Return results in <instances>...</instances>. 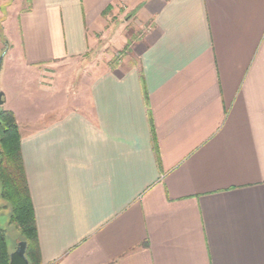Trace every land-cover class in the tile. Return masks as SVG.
<instances>
[{"label": "crops", "instance_id": "crops-1", "mask_svg": "<svg viewBox=\"0 0 264 264\" xmlns=\"http://www.w3.org/2000/svg\"><path fill=\"white\" fill-rule=\"evenodd\" d=\"M124 17L123 59L18 121L41 263L264 264V0H0L28 73Z\"/></svg>", "mask_w": 264, "mask_h": 264}, {"label": "rangeland", "instance_id": "rangeland-1", "mask_svg": "<svg viewBox=\"0 0 264 264\" xmlns=\"http://www.w3.org/2000/svg\"><path fill=\"white\" fill-rule=\"evenodd\" d=\"M125 18L118 21L111 29L110 34L99 41L98 47L84 61L75 60L69 67L64 68L35 69L32 73L22 69L18 49L9 51L7 48L9 40L6 33L11 35L10 28L8 32H2V35L0 34V56L4 54V57L0 70V89L5 91L7 103L1 107L13 111L21 127L30 128L35 115L50 111L52 95L74 96L73 94L80 93L82 80H87L88 76L91 80L99 71L108 68L128 54V47L137 36L135 37L136 29L133 24L125 27ZM129 18L130 16L127 19ZM11 39L13 40V38ZM126 39H128L127 43ZM120 40H124L125 43L121 44ZM129 58L134 57L130 56ZM87 67H89V72H87ZM23 87L27 88L24 93ZM67 87L70 89L67 90ZM56 88L58 93H56ZM5 204L6 202L0 196V206L3 207L0 211V223L5 229L8 251L11 254L22 239L15 226L9 222L10 209L4 207Z\"/></svg>", "mask_w": 264, "mask_h": 264}, {"label": "trees", "instance_id": "trees-1", "mask_svg": "<svg viewBox=\"0 0 264 264\" xmlns=\"http://www.w3.org/2000/svg\"><path fill=\"white\" fill-rule=\"evenodd\" d=\"M1 28V27H0ZM0 196L10 209L13 224L26 241L31 264H42L38 245L36 215L21 153V132L15 113L0 107ZM3 207L0 206V211ZM5 229L0 223V264H10Z\"/></svg>", "mask_w": 264, "mask_h": 264}, {"label": "water", "instance_id": "water-1", "mask_svg": "<svg viewBox=\"0 0 264 264\" xmlns=\"http://www.w3.org/2000/svg\"><path fill=\"white\" fill-rule=\"evenodd\" d=\"M4 54L0 56V70ZM6 103L5 92L0 89V107ZM27 243L21 241L15 251L10 254V264H31L26 256Z\"/></svg>", "mask_w": 264, "mask_h": 264}]
</instances>
